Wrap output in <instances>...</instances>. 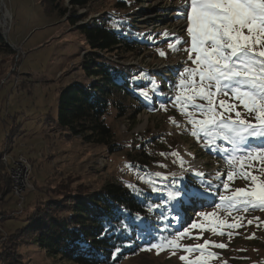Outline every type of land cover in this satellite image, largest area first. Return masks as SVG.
Instances as JSON below:
<instances>
[{
    "label": "rangeland",
    "instance_id": "obj_1",
    "mask_svg": "<svg viewBox=\"0 0 264 264\" xmlns=\"http://www.w3.org/2000/svg\"><path fill=\"white\" fill-rule=\"evenodd\" d=\"M116 2H122L118 8L114 5ZM53 3L61 9L66 8V13L60 14ZM180 3L181 0H92L85 8H73L69 0H0V33L5 30L11 44L0 52V154L7 153L4 151L8 147V157L21 152L32 165V187L24 194L21 214L13 213L20 207V200L14 195L12 184L10 188L3 185L5 171H0V264H77L50 255L38 243L37 226L41 223L42 213L48 211L56 217L68 214L67 210H49L54 207L50 201L54 198L62 200L76 191L89 192L110 181L126 187L150 189L151 185L140 177L156 172L168 177L167 181L158 180L160 185L186 187L190 195L183 197L181 202L174 200L176 211L183 220L181 230L172 235L164 233L154 243L175 240L187 229L188 233L178 240L180 245L203 244L204 240L227 245L223 249L210 246L209 251L217 253V257L210 259L208 264H264V211L227 215L223 209L215 208V204L220 203L217 196H213L216 201L210 206H203L197 200L212 195L200 191L199 180L190 169L203 171L204 179L212 183L214 192L223 191L226 172L232 169L222 153L203 147L204 141L191 135L187 117L171 102L176 93L172 86L177 80L176 70L182 69L188 53L183 50L187 45H180L176 51L170 50L169 43L175 41L165 38L163 33L167 30L190 42L186 27H182L185 21L174 19L176 6ZM3 12L9 14L6 24ZM106 16L126 22L146 44L138 55L125 54L122 60L108 54L106 57L125 71L129 92L150 105L143 106L132 119L134 101L118 94L110 96L124 106H131L125 116L118 117L109 102L105 121L111 126L119 145L114 152L108 151L104 143L88 142L57 124L62 89L75 84L89 87L95 80L83 68L82 62L89 59L91 51L78 27L92 21L103 22ZM75 18L76 23H71ZM160 51L166 55L161 56ZM10 72L14 74L10 75ZM140 90H147L151 99L140 96ZM238 110L245 118H251L242 108ZM146 140L149 142L143 146ZM217 143L230 147L223 141ZM174 152L183 156V165L172 155ZM143 154L147 157L143 158ZM3 168L9 177L8 166L3 165ZM173 179L178 183H173ZM246 184L244 179H236L231 188ZM197 192L198 195H191ZM195 202L200 205L195 206ZM181 204L191 210L182 211ZM214 211L228 222H233V217H242L244 227L225 228V232L234 233L231 238L226 234H213L210 230L202 231L200 225L207 228L214 218L200 217L198 213ZM255 217L260 218L259 226ZM247 220H254V223L249 225ZM194 221L198 225L196 228L191 227ZM253 233L254 237L246 238ZM197 236L201 238L197 239ZM185 254L192 259L199 256V252L185 253L182 248H164L157 253L148 245L136 255L112 264H186L180 260Z\"/></svg>",
    "mask_w": 264,
    "mask_h": 264
},
{
    "label": "snow or ice",
    "instance_id": "obj_2",
    "mask_svg": "<svg viewBox=\"0 0 264 264\" xmlns=\"http://www.w3.org/2000/svg\"><path fill=\"white\" fill-rule=\"evenodd\" d=\"M174 19L185 21L182 27H186L190 42L167 30L163 33L165 38L175 41L169 43L170 50L176 51L180 45H187L183 50L188 53L182 69L176 70L177 80L172 82L176 93L171 102L187 117L191 135L203 140V147L222 153L232 169L226 172L223 191L215 192L212 183L204 179L206 174L203 171L190 169L191 174L199 180L200 191L218 197L220 203L215 204V208L223 209L227 215L264 211V0H181L176 6ZM160 55L166 53L160 51ZM139 95L151 99L147 90H140ZM161 107L167 110L164 105ZM240 108L251 118H245L238 110ZM218 141L226 142L230 147ZM172 155L181 165L184 164V158L178 152ZM240 178L247 181L245 187L232 189L231 184ZM140 179L151 185L152 192L161 195L166 192L167 200L181 202L183 197L190 195L186 187L161 186L157 181H167L168 177L160 172L145 173ZM172 182L178 183L175 179ZM129 187L138 196L144 194L141 189ZM198 216L214 218L207 228L200 225L202 231L226 234L229 238L234 233L225 232V228L244 227L242 217H233V222H228L216 211L200 212ZM254 220L259 226L260 218ZM254 220H247V224H253ZM197 226L195 221L191 225L192 228ZM187 233L188 230L184 229L177 239L153 243L151 248L157 253L164 248H182L185 253L199 252L194 259L185 254L180 260L186 264H208L210 259L217 257V253L209 251L210 246L227 247L210 240L198 245H180L179 238ZM119 252L120 249L116 248L113 256Z\"/></svg>",
    "mask_w": 264,
    "mask_h": 264
},
{
    "label": "trees",
    "instance_id": "obj_3",
    "mask_svg": "<svg viewBox=\"0 0 264 264\" xmlns=\"http://www.w3.org/2000/svg\"><path fill=\"white\" fill-rule=\"evenodd\" d=\"M91 1L69 0L73 8H85ZM121 3L116 2L114 5L118 8ZM53 6L60 14L67 11L66 8H59L56 3H53ZM76 18L71 20V23L75 24ZM113 18L106 16L103 22L92 21L78 27L83 32L91 51L89 59L82 62L83 68L95 80L89 87L75 84L63 88L57 116L58 125L66 127L72 134L79 135L88 142L106 144L108 151L111 152L117 151L119 145L114 139L111 126L105 121L109 102L117 111L118 117L125 116L131 106H124L112 100L110 96L118 94L122 98L134 101L135 105H132L134 109L130 116L132 119L143 106L150 107L129 92L127 86L130 84L124 79L126 73L121 65L113 64L106 57L108 54L122 60L125 59V54L138 55L146 47V44L137 38L138 34L131 26L126 22H117ZM5 47L8 48L0 33V52ZM13 74L10 72V75ZM133 87L138 90L135 84ZM148 142L149 140L143 142V146ZM8 151L10 150L7 147L4 152ZM144 154L143 158L147 157ZM143 158L141 161H144ZM3 165L7 167L0 160V171H5L2 175L3 185L10 188V178ZM138 189L143 190L144 194L138 196L133 188L110 181L89 192L76 191L70 196H64L62 200L54 198L50 201V205L54 207L51 206L49 210L57 212L67 210L68 214L56 217L48 211L42 213L41 223L37 226L38 243L50 255H58L77 264H112L120 262L127 256L136 255L142 247L156 242L164 233L172 235L181 230L183 220L176 211L174 200H167L165 193L163 195L154 193L147 187ZM215 199L213 195H205L202 200H197L202 202L203 206H210ZM194 204L200 205L196 202ZM181 206L182 211L191 210L189 206L183 204ZM189 224L187 220V225ZM116 248H119L120 252L113 256Z\"/></svg>",
    "mask_w": 264,
    "mask_h": 264
},
{
    "label": "built area",
    "instance_id": "obj_4",
    "mask_svg": "<svg viewBox=\"0 0 264 264\" xmlns=\"http://www.w3.org/2000/svg\"><path fill=\"white\" fill-rule=\"evenodd\" d=\"M0 159L9 168V178L12 184L14 195L19 198L20 207L14 210V214H21L23 212L22 202L24 201L25 192L32 187L30 182V174L32 165L28 157L23 153H17L12 157H8L7 153L0 154Z\"/></svg>",
    "mask_w": 264,
    "mask_h": 264
},
{
    "label": "water",
    "instance_id": "obj_5",
    "mask_svg": "<svg viewBox=\"0 0 264 264\" xmlns=\"http://www.w3.org/2000/svg\"><path fill=\"white\" fill-rule=\"evenodd\" d=\"M2 36H3L4 41L6 42V44L11 46V44H9L8 41H7V38H6V31H3V32H2Z\"/></svg>",
    "mask_w": 264,
    "mask_h": 264
},
{
    "label": "bare ground",
    "instance_id": "obj_6",
    "mask_svg": "<svg viewBox=\"0 0 264 264\" xmlns=\"http://www.w3.org/2000/svg\"><path fill=\"white\" fill-rule=\"evenodd\" d=\"M9 16V14L3 12V19H4V24H6V18ZM4 27V26H3ZM5 31V30H4Z\"/></svg>",
    "mask_w": 264,
    "mask_h": 264
}]
</instances>
